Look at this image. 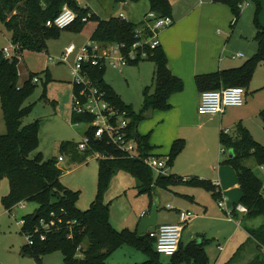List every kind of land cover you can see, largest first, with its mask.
Here are the masks:
<instances>
[{"label":"trees","instance_id":"16d2710c","mask_svg":"<svg viewBox=\"0 0 264 264\" xmlns=\"http://www.w3.org/2000/svg\"><path fill=\"white\" fill-rule=\"evenodd\" d=\"M113 1L136 3L140 0ZM213 1L229 6L237 21L241 10L239 4L243 0ZM251 1L255 5L256 52L238 67L196 75L195 84L198 91L230 86L247 89L255 68L259 64H264V26L258 21L261 1ZM148 2L149 10L160 15H170L169 0H148ZM64 5H69L76 14L75 21L65 29L79 30L88 20L95 21L96 26L89 40L101 44L124 42L130 45L134 41V28L141 24L119 16L101 19L88 7L79 6L77 0H0V23L10 32L11 43L18 44L20 54L24 50L40 52L46 48L48 38L58 37L61 30L48 27L45 23L48 19H53ZM83 17H86L84 22ZM149 53L147 60L154 63L153 89L151 91L148 87L145 89L141 112L148 109H168L170 95L183 89V81L169 70L167 57L160 45ZM19 56L5 58L0 49V106L6 126V133L0 134V181L7 178L9 182V191L1 197V203L8 211L23 202H33L37 205L33 212L22 217L24 220L21 226L22 233L30 232L39 219L51 218V213L56 219L62 220L44 240L35 237L32 245L25 246L30 248L36 260L40 261L41 255L58 250L62 253L63 264H107L106 259L116 249L128 244L143 251L147 256L143 262L135 264H207L208 256L204 250V242L191 241L184 246L180 241L177 251L164 261L161 258L162 254L156 251L155 239L149 236V232L138 234L136 230L120 231L112 227L108 205L103 203L102 193L110 175L121 169L131 172L137 178L140 192L148 194H151L154 185L165 188L183 182L208 189L216 200L219 199V192L216 191L215 184L199 178L184 181L180 177L160 174L153 182V172L143 160L150 155V146L147 137L138 135L136 129L140 115H136L125 105L115 91L104 82V67H90L89 74L94 83L106 93L107 100L127 112L130 119L128 131L135 139L140 157L130 158L103 141L92 142V150L102 151L109 157L98 159V193L85 210L76 207L79 192L65 187L60 182L61 170L55 158L43 160L40 153L34 158L29 157L39 144V123L38 121L23 123V118L32 110V105H25V101L33 92L36 82H33L35 74L30 73L23 84L18 86ZM260 117L264 130V110L260 112ZM91 120L92 117L84 115L71 116L70 119L73 123ZM235 129L236 137L221 131L219 141L221 146L233 152V156L225 162L236 172L240 189L237 204L247 209L242 217L243 220L256 216L264 217V199L261 196L263 183L244 163L246 159L253 157L258 165H264V146L257 142L241 123H238ZM90 133L89 130L88 134ZM75 147L76 144L73 142H62L59 149L62 152L68 150L76 155ZM183 147L182 139H176L172 143L167 156L168 165ZM90 154L91 150H87L79 158L86 160ZM73 221L75 223L71 224ZM247 231L249 235L247 241L253 242L258 251L247 264H264V224L258 229L250 228ZM243 245L235 255L243 249ZM78 252L82 257L77 256Z\"/></svg>","mask_w":264,"mask_h":264},{"label":"rangeland","instance_id":"374dc122","mask_svg":"<svg viewBox=\"0 0 264 264\" xmlns=\"http://www.w3.org/2000/svg\"><path fill=\"white\" fill-rule=\"evenodd\" d=\"M81 7H88L91 11L98 12L103 19H109L119 15V3L113 0H77ZM147 0L139 2L126 1L124 5L125 17L136 20L143 9H147ZM69 6V5H68ZM129 11V12H128ZM128 12V13H127ZM255 5L250 0L249 5L240 10L237 20L241 21V26L250 28L254 25ZM235 18L231 12V25L234 24ZM96 25L95 21L88 20L81 29H63L59 32L58 37H51L46 40V48L43 51L36 52L27 50L19 60L18 68V86L28 78L30 73L35 74L38 79L33 92L25 101V105H32L31 112L23 118V123L38 121L39 123V144L33 150L29 157L34 158L38 153L41 154L43 160L55 158L59 155L63 157L62 162L58 165L62 169L60 182L67 188L78 191L79 197L76 201V207L85 210L89 207L91 201L98 193V167L99 160L95 156H88L86 160L81 158L73 159L70 151H60L62 142H73L79 140L80 134L84 128L83 124L73 125L70 122L71 116V96L73 93L72 76L70 73V64L59 62L57 57L61 51L70 43H74L77 47L89 41L91 30ZM5 32L0 31V47L7 44ZM233 53L232 49L229 54ZM48 56H52L53 60H45ZM46 67L48 70H46ZM153 71L154 63L151 60H141L137 63H131L123 67L119 72L106 66L103 74L104 82L109 85L119 96L122 102L130 107L136 115H140L137 121V131L144 133L143 136L159 138L164 129H168L175 124V120L171 117L168 120L158 119V116L165 114L168 109L155 110L148 109L141 112L144 91L148 87L150 91L153 89ZM48 78V80H47ZM250 101L260 99L264 101V67L258 65L247 88L245 97ZM251 129L252 137L264 146V130L261 125L260 116L250 118L245 122ZM245 126L244 124H242ZM175 126L172 127V129ZM228 132V130H226ZM158 132V133H157ZM6 133V126L3 113L0 106V134ZM231 137H236L235 127L228 133ZM142 136V135H141ZM221 145V144H220ZM217 143L216 156L222 159L228 157L229 150ZM224 149V153L220 150ZM218 152L220 155H218ZM206 154L210 158V150H206L202 155ZM231 154V153H230ZM206 158V157H205ZM245 165L250 167L254 174L264 184V165H258L253 157H249L244 161ZM206 167V166H205ZM204 166H202V169ZM209 170V166L206 167ZM156 177L153 175V182ZM205 179V178H203ZM137 178L129 171L121 169L114 172L107 179L106 186L102 193V201L108 205L109 220L113 228L117 230L134 231L139 223L140 213L148 210L151 201V195L140 192L138 188ZM9 191V182L7 178L0 181V264H63L62 253L58 250L41 255L40 261L32 255L27 245L25 235L21 232V227L17 222L26 214L31 213L36 204L33 202H23L12 207L11 211L5 210L1 203V197ZM163 192V191H156ZM196 192L202 197L205 205H214V210L219 209L218 200L214 199L211 194L203 189H197ZM159 212H167L166 205L173 203L172 194L161 193ZM155 203V202H154ZM152 206V205H151ZM204 206H202L203 208ZM219 207V208H218ZM151 208V207H150ZM193 214V210H190ZM191 213V214H192ZM224 215V214H223ZM225 216V215H224ZM193 220V219H192ZM240 220V226L237 227L236 221L231 222L232 229L238 231V235L234 238V244H230L228 255L225 260L215 261V257H210L207 264H225L237 252V250L247 241V233L250 228L258 229L264 224L263 216H256L250 219ZM202 228H206L208 233L202 238L206 241V247L210 246L211 255L217 254L215 246L217 241L221 240L225 228H220L212 221H204L202 219ZM185 232L183 234V245L189 242ZM225 239V238H223ZM225 245V244H224ZM216 250V251H215ZM256 246L253 242L247 241L243 245L233 261L229 264H247L254 258L256 254ZM78 257H82L80 252ZM146 254L128 244L120 246L107 259V264H135L141 263L146 259ZM162 260L167 261L168 257L161 255Z\"/></svg>","mask_w":264,"mask_h":264},{"label":"crops","instance_id":"0c3cea01","mask_svg":"<svg viewBox=\"0 0 264 264\" xmlns=\"http://www.w3.org/2000/svg\"><path fill=\"white\" fill-rule=\"evenodd\" d=\"M260 1L261 8L258 14V21L264 26V0ZM125 2L119 3L118 14H122L123 18L131 21L123 13ZM169 2L171 5L169 16L172 18L173 23L168 28L160 31L158 40L161 49L167 57L169 70L174 76L183 81V89L170 95L168 99V103L171 106L170 112L166 110L165 114L158 116L160 121L162 119L168 120V118L172 117L175 120L173 125L175 127L172 129L173 126L171 125L170 128L164 129L159 138L157 136L152 137V135L147 137L150 155L156 157L168 156L172 143L176 139H182L184 147L168 166L167 174L180 177L184 181H189L192 178H205L204 180L217 184L220 191L219 198L223 199L227 209H233L240 197V189L235 170L225 162L226 159L220 157L219 152L218 155L220 156H216L217 143L219 142L220 145L219 135L223 130H228L227 133H229L238 123L244 124L251 133L250 127L245 122L250 120V118L260 116V112L264 110V101L261 102L260 99L250 101L248 96V98H244V103L241 106L228 107L221 115H199L197 106L200 91L196 87L195 76L234 68L243 64L257 49V44L254 40L255 27L253 25L250 28L248 26L244 28L240 25V20L231 25V10L229 6L213 0H169ZM146 3L148 8L143 9L133 22H141L143 16L149 11L148 0ZM248 5L249 2L244 7ZM91 12L100 17L98 12ZM100 18L103 19L102 17ZM94 28L91 30L89 39ZM0 31L1 33H6L4 37L8 41L7 44L0 47L2 49L8 46L11 40L10 32L1 23ZM230 49H232L233 53L229 54ZM26 51L24 50L20 54L19 60L23 58ZM238 53H241V56H236ZM45 60L48 61V58H45ZM259 65L264 67V64ZM46 70H48L47 67ZM260 121L263 126L261 117ZM84 131L85 126L80 137ZM137 134L140 136L144 135V133H139L138 131ZM75 148L77 151L76 155L70 152L73 159L79 158L84 153L77 150V145ZM206 150H210V158L206 154L202 155V152L204 153ZM220 152L224 153V150L223 152L220 150ZM89 156L92 155L90 154ZM232 156L233 152L229 150L227 159ZM56 160L58 167V164L64 161L59 162L58 157ZM202 166H204L203 169ZM205 166H209V170ZM60 170L62 169L60 168ZM153 175L157 177L160 174L153 172ZM200 188L208 191L213 197L212 192L208 189L186 182L169 185L165 188L154 185L151 189V201L148 210L140 213L139 217L141 219L147 216L151 205L154 202L157 203L156 224L147 229V232H149L158 224L178 222L179 211L184 210L192 213L190 210H193L195 213H192L193 216L182 228L180 241L183 244V234L187 232L186 236L189 242H204V250L208 256V262L210 257H215V261L219 262L227 258L229 245L234 244L233 237L238 235V231L236 229L233 230L230 223L236 221V225L239 227L241 224L240 220L236 219L239 218L243 221L242 217L244 214L233 210V219L230 220L221 208L218 207L225 216L218 209L214 210L213 204L211 205L213 209L209 210V205H205L199 192H196ZM156 191L172 194L173 203L166 205L167 212H159L158 207L161 204L160 197L162 194ZM202 206L204 207L202 208ZM202 219L214 222L220 227L218 229L225 228L226 232L221 234V240H225V242L222 244L217 241L215 246L216 255H211L210 246L206 247L207 243L202 238L203 235L208 233L206 228H202ZM135 230L137 231V227ZM235 254L234 256H236ZM234 256L227 262L228 264L233 261Z\"/></svg>","mask_w":264,"mask_h":264},{"label":"built area","instance_id":"2783aa9c","mask_svg":"<svg viewBox=\"0 0 264 264\" xmlns=\"http://www.w3.org/2000/svg\"><path fill=\"white\" fill-rule=\"evenodd\" d=\"M248 4L243 0L239 4L242 9ZM119 17L123 18L120 14ZM76 19V14L68 6L64 5L61 11L53 18L48 19L45 23L48 27H55L63 30L70 26ZM86 21V17L82 18ZM173 23L169 15H160L155 11L149 10L143 16L141 24L133 30L134 41L128 45L124 42H110L101 44L89 40L82 46H76L74 43L68 44L57 60L70 64V73L72 76L73 93L71 96V113L73 116H89L91 121L82 123H73V125L83 124L85 131L80 137L77 150L81 153L91 150V155L98 159H105L107 156L102 151L92 150L91 143L103 141L106 144L114 146L130 158H139V151L134 138L128 131L129 117L127 112L114 106L107 100L106 93L101 90L92 80L88 69L90 67H99L104 69L106 66L112 69L122 71L123 67L129 63L145 60L150 56V51L159 46L158 34L160 31L168 28ZM5 58H11L20 55L18 44L10 43L2 48ZM236 56H241L238 53ZM48 60H53L52 56ZM36 77L33 82H37ZM246 89L241 86L221 87L219 89L204 90L200 92L197 112L199 115H221L226 108L241 106L244 103ZM91 131L88 134V131ZM227 133L226 130H223ZM223 148L221 151L223 152ZM63 157L58 156V161ZM144 163L155 174L165 175L168 169V157H156L153 155L143 158ZM216 191H219L218 185ZM261 196L264 199V185L261 190ZM218 206L225 211L228 219H233V210L245 214L247 209L241 204H235L233 209L225 207L222 198L218 199ZM193 215L181 210L178 213V222L161 223L149 231V236L155 239V249L158 253L171 256L177 249L180 242V236L183 226ZM61 219H56L51 213L49 219H39L30 232L23 233L28 245H32L34 238L44 240L46 235L54 231ZM75 223L73 221L71 224ZM17 224L21 227L24 220L21 218ZM264 251V248H263Z\"/></svg>","mask_w":264,"mask_h":264},{"label":"water","instance_id":"95a60500","mask_svg":"<svg viewBox=\"0 0 264 264\" xmlns=\"http://www.w3.org/2000/svg\"><path fill=\"white\" fill-rule=\"evenodd\" d=\"M157 220V203H153L147 216L141 218L137 226L138 234H145L147 229L153 227Z\"/></svg>","mask_w":264,"mask_h":264}]
</instances>
